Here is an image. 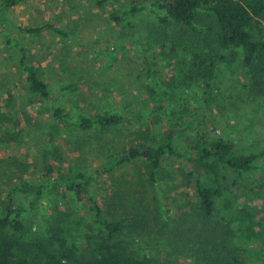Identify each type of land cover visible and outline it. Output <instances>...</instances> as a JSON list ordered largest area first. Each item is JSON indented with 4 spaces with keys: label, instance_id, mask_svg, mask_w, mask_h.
I'll return each instance as SVG.
<instances>
[{
    "label": "trees",
    "instance_id": "16d2710c",
    "mask_svg": "<svg viewBox=\"0 0 264 264\" xmlns=\"http://www.w3.org/2000/svg\"><path fill=\"white\" fill-rule=\"evenodd\" d=\"M24 1H1L0 26L12 24L5 10ZM94 1L102 7L108 2ZM152 5L162 13L158 14V21L154 24L151 42L165 46L159 50L168 48L172 63L178 67V56L181 53L186 55L184 66L178 72L182 80L200 82L208 87L218 62H234L240 56L245 68L250 70V91L253 94L264 93V65L261 64L264 61V40L257 38L253 31L255 25L264 20V0H152ZM142 10V0H131L127 8L112 7L109 17L117 25H123ZM16 27L30 35H38L44 30L65 35L53 23ZM155 48L149 44L145 52L157 55L159 51ZM14 49L26 72L33 97L51 99V86L30 63L27 47L14 44ZM110 55L117 59L115 51H111ZM145 71L136 73L133 88H142L143 84L139 81ZM60 88L77 93L80 90L79 81L62 84ZM12 95L9 96V103L13 100ZM154 96L157 99L153 108L154 120L145 123V132L150 134H139L118 155L109 154L100 170L86 173L82 169L63 168L48 162L41 170L46 181L34 186L33 180L25 177L28 168H17L16 181L8 188L0 209L3 243L0 264H8L7 256L10 254L15 264L77 263L80 260L78 239L81 233L84 238L91 239V244H98V237L104 240V251L95 258V264H249L237 238L238 234L243 238L258 235L257 228L264 225V203L260 208L253 202L256 197L264 199V179L255 182L252 178L255 171L264 167V147L242 148L230 137L213 135L204 128H192L190 116L184 117L193 110L198 112L191 102L180 103L168 91ZM173 115L178 116V122H173ZM0 116L3 120L7 119L1 111ZM53 118L58 120L66 133L75 135L78 131L121 126L128 115L111 110L96 114H71L65 107L54 106ZM9 136L13 139V134ZM6 137L2 138L6 140ZM165 158H178L184 162L179 175L185 188L195 190L198 199L196 216L190 215V211L181 206L167 216L160 207L147 212L142 198H137L133 191L118 199L122 217L115 213L108 216L104 212L91 187L96 179L104 174L112 175L118 166L133 162L147 167L148 183L151 185L157 182V174ZM50 180L54 181L55 190L64 198L72 197L71 203L66 209L55 204L46 218L44 229L34 232L35 216L29 215V212L38 210ZM113 183L118 188L116 178ZM114 192L107 194V198L117 199L121 194ZM23 194H31L29 209L17 203V196ZM143 221L148 222L149 233L160 242L158 246H164L163 250L158 248L151 256L144 254L140 259L133 257L135 250L126 252L121 243H130L124 237L139 229ZM76 231L79 235L74 233ZM168 248L185 249L182 250L185 256L173 257Z\"/></svg>",
    "mask_w": 264,
    "mask_h": 264
},
{
    "label": "rangeland",
    "instance_id": "374dc122",
    "mask_svg": "<svg viewBox=\"0 0 264 264\" xmlns=\"http://www.w3.org/2000/svg\"><path fill=\"white\" fill-rule=\"evenodd\" d=\"M130 2L108 0L102 7L94 0H26L5 10L12 24L0 26V111L7 118L3 120L0 116V209L8 188L16 181L17 168H28L25 177H30L34 186L46 181L41 170L48 162L94 173L103 167L109 154L118 155L139 134H150L145 132V123L154 120L153 108L157 100L154 95L162 91L172 93L180 103L191 102L192 107L198 109V112L193 110L184 115L185 118L190 116L192 128H204L213 135L230 137L242 148L264 147V93L250 91V70L245 68L241 57L234 62H218L208 87L200 82L182 80L178 72L184 66L186 55L178 56V67L172 63L168 48L159 50L165 46L151 42L154 24L162 13L152 5V0H142L143 10L129 23L117 25L110 19L112 7L124 9ZM261 22L253 31L257 38L264 40V20ZM44 23L57 25L65 35L50 30L30 35L16 27ZM14 44L27 47L30 63L51 86V99L33 97ZM149 44L156 47L155 51L158 49L157 55L145 52ZM111 51L117 53V59L112 58ZM261 64L264 65V61ZM143 69L149 72H144L139 81L142 88L135 89L132 83L136 73ZM78 81L80 90L77 93L60 88L62 84ZM10 94L13 100L9 103ZM54 106L65 107L71 114L119 111L128 115V119L118 127L69 135L53 118ZM172 120L178 122V116L173 115ZM8 134H13V139ZM4 135L6 140L2 138ZM182 167L181 159H163L157 182L150 185L147 167L127 162L118 166L112 175L104 174L96 179L91 187L108 216L115 213L122 217L118 199L131 191L142 198L147 212L160 207L167 216L181 206L196 216L198 199L192 187L183 186L179 175ZM115 178L118 188L113 183ZM252 178L255 182L263 180L264 167L255 171ZM48 184L38 210L29 212L35 216L34 232L44 229L55 204L66 209L71 203L70 195L64 198L55 190L54 181ZM112 190L114 194L121 193L117 199L107 198ZM30 199L31 194L18 195L17 203L29 209ZM253 202L261 208L264 199L256 197ZM149 230L148 222L143 221L139 229L124 237L130 242L121 243L124 250H135L133 257L140 259L144 254L151 256L158 248L163 250L164 244L158 246L160 242ZM257 230L258 235L243 238L238 234L237 238L249 264H264V225ZM74 233L79 235L77 231ZM80 235V260L74 264H95V258L104 251V240L98 237V244H91V239L84 238L83 233ZM2 244L0 236V247ZM168 250L173 257L185 256L182 252L185 249ZM7 258L8 264H15L11 254Z\"/></svg>",
    "mask_w": 264,
    "mask_h": 264
}]
</instances>
